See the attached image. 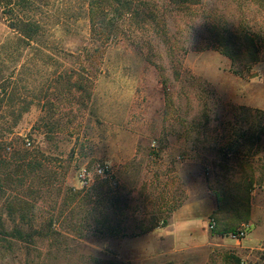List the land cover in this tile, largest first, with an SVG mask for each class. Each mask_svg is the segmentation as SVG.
<instances>
[{
    "label": "rangeland",
    "instance_id": "rangeland-1",
    "mask_svg": "<svg viewBox=\"0 0 264 264\" xmlns=\"http://www.w3.org/2000/svg\"><path fill=\"white\" fill-rule=\"evenodd\" d=\"M152 1L89 69L83 0L0 5V264H264V0Z\"/></svg>",
    "mask_w": 264,
    "mask_h": 264
},
{
    "label": "trees",
    "instance_id": "trees-1",
    "mask_svg": "<svg viewBox=\"0 0 264 264\" xmlns=\"http://www.w3.org/2000/svg\"><path fill=\"white\" fill-rule=\"evenodd\" d=\"M143 1V2H142ZM83 0V11L75 19L85 18L89 23V33L91 40L96 44L91 49H84L85 62L87 68L91 67L90 58H99L105 51L110 35L115 31L120 20L132 16L133 11L140 10V15L147 18L151 11L156 9V4L152 0ZM194 0H167L174 4H189ZM261 3L259 0H254ZM142 3L144 7H140ZM3 14L10 18L9 28L16 32L19 37L27 42H39L43 37L44 26L32 18H27L28 6H32L31 0H0ZM82 9V8H81ZM14 13V14H13ZM137 13V12H135ZM138 13V14H139ZM68 27V26H67ZM1 229V225H0ZM1 232V230H0ZM10 237L23 239V235L14 230Z\"/></svg>",
    "mask_w": 264,
    "mask_h": 264
},
{
    "label": "built area",
    "instance_id": "built-area-1",
    "mask_svg": "<svg viewBox=\"0 0 264 264\" xmlns=\"http://www.w3.org/2000/svg\"><path fill=\"white\" fill-rule=\"evenodd\" d=\"M26 145L29 146L30 142L26 141ZM109 170L106 166H96L91 169L82 168L78 173V181L81 187H90L97 178H109ZM238 236L242 238V233Z\"/></svg>",
    "mask_w": 264,
    "mask_h": 264
},
{
    "label": "crops",
    "instance_id": "crops-1",
    "mask_svg": "<svg viewBox=\"0 0 264 264\" xmlns=\"http://www.w3.org/2000/svg\"><path fill=\"white\" fill-rule=\"evenodd\" d=\"M183 210V209H182ZM182 210H179L178 212L180 213V211H182ZM187 212V210H185V213Z\"/></svg>",
    "mask_w": 264,
    "mask_h": 264
}]
</instances>
